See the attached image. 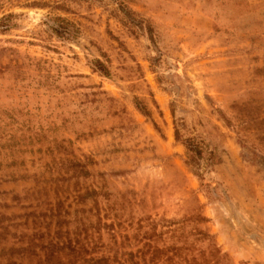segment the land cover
Returning <instances> with one entry per match:
<instances>
[{"label":"rangeland","instance_id":"rangeland-1","mask_svg":"<svg viewBox=\"0 0 264 264\" xmlns=\"http://www.w3.org/2000/svg\"><path fill=\"white\" fill-rule=\"evenodd\" d=\"M0 264H264V0H0Z\"/></svg>","mask_w":264,"mask_h":264},{"label":"trees","instance_id":"trees-1","mask_svg":"<svg viewBox=\"0 0 264 264\" xmlns=\"http://www.w3.org/2000/svg\"><path fill=\"white\" fill-rule=\"evenodd\" d=\"M120 9L122 11L123 10L125 11V9L123 7H121ZM139 25H141L140 22H139ZM51 29L57 36H60V37H71L74 35V30H71L70 28H68L67 24H64V25L57 24L55 27H52ZM94 67L96 68V70L99 73H101L104 76H107L109 74L108 68L106 67V65L97 59L94 60ZM174 137L176 140L179 137L178 131L176 129L174 130ZM182 144H183L184 148L186 149V152L188 153V160L191 162H195L196 159L200 157L201 152H202L200 143L196 142L192 138H186L182 141ZM97 259L98 258H95V256H92V257H90L84 261L96 262Z\"/></svg>","mask_w":264,"mask_h":264}]
</instances>
